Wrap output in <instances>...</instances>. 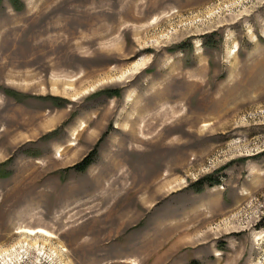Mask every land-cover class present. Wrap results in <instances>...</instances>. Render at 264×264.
<instances>
[{
  "label": "rangeland",
  "instance_id": "1",
  "mask_svg": "<svg viewBox=\"0 0 264 264\" xmlns=\"http://www.w3.org/2000/svg\"><path fill=\"white\" fill-rule=\"evenodd\" d=\"M0 264H264V0H0Z\"/></svg>",
  "mask_w": 264,
  "mask_h": 264
},
{
  "label": "bare ground",
  "instance_id": "2",
  "mask_svg": "<svg viewBox=\"0 0 264 264\" xmlns=\"http://www.w3.org/2000/svg\"><path fill=\"white\" fill-rule=\"evenodd\" d=\"M24 234L27 235V236H30L31 238L32 237H36V236H41V237H45V238L49 237L50 238V236L44 231H29V230H27V231L24 232ZM25 244H27V243H25ZM19 245L21 246V249L25 248V246H23L24 243L23 244H19ZM29 246H30V244L27 245V247H29ZM26 250L28 251V249H26Z\"/></svg>",
  "mask_w": 264,
  "mask_h": 264
},
{
  "label": "trees",
  "instance_id": "3",
  "mask_svg": "<svg viewBox=\"0 0 264 264\" xmlns=\"http://www.w3.org/2000/svg\"><path fill=\"white\" fill-rule=\"evenodd\" d=\"M89 164H90L89 159L88 157H86L84 161H82L80 164L77 165L76 169L84 170L85 168L89 166Z\"/></svg>",
  "mask_w": 264,
  "mask_h": 264
}]
</instances>
